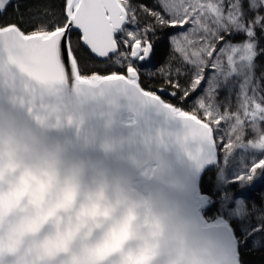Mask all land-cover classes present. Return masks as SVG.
Masks as SVG:
<instances>
[{
    "label": "clouds",
    "instance_id": "9594fccd",
    "mask_svg": "<svg viewBox=\"0 0 264 264\" xmlns=\"http://www.w3.org/2000/svg\"><path fill=\"white\" fill-rule=\"evenodd\" d=\"M14 75L0 74V264H214L156 187L170 186L168 142L140 129L134 98ZM121 97L132 118L113 135ZM89 148L132 171L88 160Z\"/></svg>",
    "mask_w": 264,
    "mask_h": 264
},
{
    "label": "snow or ice",
    "instance_id": "6c2138e0",
    "mask_svg": "<svg viewBox=\"0 0 264 264\" xmlns=\"http://www.w3.org/2000/svg\"><path fill=\"white\" fill-rule=\"evenodd\" d=\"M139 8L146 17L130 0H46L39 7L0 0V74L114 88L149 102L183 121L185 140L202 146L196 155L220 148L211 125L222 121L230 129L221 141L225 155L237 148L264 153V72L256 75L264 57V0H156L153 9ZM262 173L259 156L233 182L249 185ZM243 214L230 264H242L240 244L252 249L258 242L264 250V208L244 206Z\"/></svg>",
    "mask_w": 264,
    "mask_h": 264
},
{
    "label": "water",
    "instance_id": "95a60500",
    "mask_svg": "<svg viewBox=\"0 0 264 264\" xmlns=\"http://www.w3.org/2000/svg\"><path fill=\"white\" fill-rule=\"evenodd\" d=\"M65 93L68 94L67 90ZM119 103V123L114 127L113 135H122V125L132 118L128 111V100L121 97ZM134 104L139 110L136 119L140 129L153 135L158 132L168 142L167 150L159 155L163 162V179L169 182L170 186L157 184L156 187L179 205L204 242L214 264H230L238 250L232 228L224 220L208 222L203 217V212L210 208L211 203L201 194L200 181L203 175L217 164L216 149L208 152L203 148V155H196L197 149L202 146L196 141L185 140L188 129L183 121L173 118L149 102L135 99ZM67 135L70 136V133ZM83 155L102 167L132 171L127 162L119 156H106L96 148L87 149Z\"/></svg>",
    "mask_w": 264,
    "mask_h": 264
},
{
    "label": "trees",
    "instance_id": "16d2710c",
    "mask_svg": "<svg viewBox=\"0 0 264 264\" xmlns=\"http://www.w3.org/2000/svg\"><path fill=\"white\" fill-rule=\"evenodd\" d=\"M45 2L46 0H23L25 6L32 7H39ZM130 3L133 7L137 8L138 15L141 18L146 17V14L139 8V5L143 4L149 9L156 7L154 0H130ZM24 10V8H21V11ZM14 11L15 4L13 7L8 8L9 13ZM148 19L151 18L148 17ZM161 40L163 41V37H161ZM158 58L161 62L167 58V48L163 42L158 45ZM257 65L256 75L259 77L264 67V57L257 59ZM211 126L218 133L216 137L217 144L221 145L218 139L219 133L222 129L228 138L230 131L228 123L222 121L220 125L213 124ZM248 135L249 137L251 136L249 130ZM216 152L217 164L208 170L200 181V192L211 203L210 208L203 212V217L208 222L220 219L226 221L232 228L236 238V228L234 225L240 224L245 217L238 221L239 218L235 215V208L238 205H242L243 207L247 206L249 209H252L253 205L264 208V173L249 185L241 186L239 183H234L233 181L251 162L255 161L259 156H264V153L252 152L245 148H237L230 155H225L221 146ZM222 175H225V183L218 180V176L222 177ZM238 202L242 203L238 204ZM239 248L242 249V264H264V250L254 246L252 249L244 248L243 244H240Z\"/></svg>",
    "mask_w": 264,
    "mask_h": 264
},
{
    "label": "rangeland",
    "instance_id": "374dc122",
    "mask_svg": "<svg viewBox=\"0 0 264 264\" xmlns=\"http://www.w3.org/2000/svg\"><path fill=\"white\" fill-rule=\"evenodd\" d=\"M154 4L156 5V0H154ZM130 27H131V26H130ZM262 72H264V67L262 68ZM224 98H225V93H224V91L222 90V91L220 92L219 97H218V101H223ZM234 100H235V96H233V101H234ZM249 132H250V135H251V130H250V129H249ZM218 139H219V142H221L222 140H223L224 142H227V140H228V138L225 136V133H224V131H222V129H221V131H220V133H219V137H218ZM221 149H222V151H224L222 144H221ZM218 180L222 181V183H225V182H226V180H225V175H222V177H221V176H218ZM235 215H236L237 218H239L238 221H239V220H242V219L244 218V214H243V206H242V205H238V206L235 208ZM254 247H259V246H258V242H254Z\"/></svg>",
    "mask_w": 264,
    "mask_h": 264
}]
</instances>
